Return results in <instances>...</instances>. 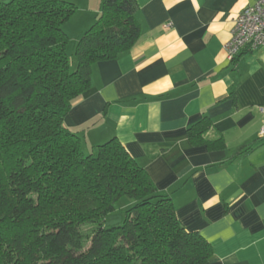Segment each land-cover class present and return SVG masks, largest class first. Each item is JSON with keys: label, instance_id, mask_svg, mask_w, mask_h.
I'll use <instances>...</instances> for the list:
<instances>
[{"label": "trees", "instance_id": "16d2710c", "mask_svg": "<svg viewBox=\"0 0 264 264\" xmlns=\"http://www.w3.org/2000/svg\"><path fill=\"white\" fill-rule=\"evenodd\" d=\"M76 1L0 3V264H205L210 244L179 224L171 199L116 138L86 153L64 126L92 66L140 33L135 0H101L72 67L63 25ZM211 125H191L189 141L223 149L221 138H203ZM122 197L131 202L122 224L104 226ZM88 223L96 227L85 234Z\"/></svg>", "mask_w": 264, "mask_h": 264}, {"label": "crops", "instance_id": "0c3cea01", "mask_svg": "<svg viewBox=\"0 0 264 264\" xmlns=\"http://www.w3.org/2000/svg\"><path fill=\"white\" fill-rule=\"evenodd\" d=\"M255 1L135 0L137 41L92 66L90 87L64 117L85 152L121 143L171 199L179 224L210 244L205 264H264V44L234 62L224 50ZM75 4L63 25L73 48L101 0ZM204 117L212 125L203 138H221L223 149L189 141L187 129Z\"/></svg>", "mask_w": 264, "mask_h": 264}, {"label": "built area", "instance_id": "2783aa9c", "mask_svg": "<svg viewBox=\"0 0 264 264\" xmlns=\"http://www.w3.org/2000/svg\"><path fill=\"white\" fill-rule=\"evenodd\" d=\"M264 44V0H256L245 7L233 21L231 37L226 42L224 50L231 61L245 48L256 49ZM263 113L264 108L259 107ZM259 139H264V118L258 130Z\"/></svg>", "mask_w": 264, "mask_h": 264}, {"label": "rangeland", "instance_id": "374dc122", "mask_svg": "<svg viewBox=\"0 0 264 264\" xmlns=\"http://www.w3.org/2000/svg\"><path fill=\"white\" fill-rule=\"evenodd\" d=\"M74 49H75V47L73 48L72 43L68 41V43L66 45V53H67V56L69 58H72L73 61H74ZM72 67H73V65H72ZM86 153H88V152H86ZM130 204H131V202L129 199H127L125 197L120 198L117 201V203L115 204L114 210L111 213H109L108 216L105 218V221L103 223L104 226L111 227V226H116V225L122 224L123 218H124V211L127 208H129ZM95 225L96 224L88 223V224L82 226L81 229L85 234H90V230H92L93 227H96Z\"/></svg>", "mask_w": 264, "mask_h": 264}]
</instances>
